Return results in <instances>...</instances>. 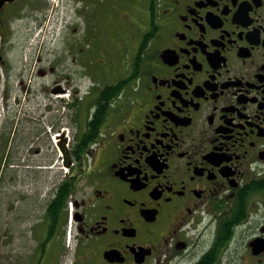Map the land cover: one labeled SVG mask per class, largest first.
<instances>
[{"label": "flooded vegetation", "instance_id": "1", "mask_svg": "<svg viewBox=\"0 0 264 264\" xmlns=\"http://www.w3.org/2000/svg\"><path fill=\"white\" fill-rule=\"evenodd\" d=\"M59 3L85 30L53 21L71 54L146 24L135 79L80 96L83 61L53 50L47 102L21 80L12 104L10 36L44 38ZM0 185L36 216L4 264H264V0H0Z\"/></svg>", "mask_w": 264, "mask_h": 264}, {"label": "rangeland", "instance_id": "2", "mask_svg": "<svg viewBox=\"0 0 264 264\" xmlns=\"http://www.w3.org/2000/svg\"><path fill=\"white\" fill-rule=\"evenodd\" d=\"M55 10L56 12L54 11L46 16L47 20L43 26V30H46V33L44 34V41L42 43V61L39 65L35 64L33 60L35 58L34 56L38 54L40 40L43 39V31L37 28L31 32L29 29H31L33 25L28 24L30 25L28 26L27 23H25L23 26L20 25L22 26L20 29L13 31L12 36H10V38L14 40V49L9 57L13 63V77L10 81V86L14 87L13 93L10 95V98H12L10 102L12 104L15 101L16 94H18L15 88L19 86V81L21 80H23L24 84L31 85L42 100L45 99L42 103L47 102L49 93L47 90L51 78L49 77V73L41 77L37 75L36 72L38 68H43L46 72L48 71V62L52 59L53 50L56 54L63 55L68 59L67 67L70 65L71 71L75 70V68L76 71H81L80 68L74 66L71 62V58L83 61L81 67L90 78H81L78 89L80 96L86 94V87H90L94 84V81L96 83L100 78L105 77V75H107L108 78L114 77L116 74L118 75V73L119 75L116 76L119 78L125 76V71L130 62H132L140 44V38H138V36L147 29L146 24L141 26L134 25L133 33L136 35V39L130 43L131 45H127L124 42L113 45L111 41H108L106 44H101L100 42L88 40L73 44L74 47L71 54V52L66 51V45H64L62 41L57 40L58 38L52 42L49 32L53 29L54 20H61L62 22H68V20H70L71 23H73L72 25L78 26L79 29H72L71 32L69 31V35H71L72 38L78 37L79 34L85 32V30H82V27L79 26L81 24L79 13L73 9H71V11L65 9L64 6H60V3L55 7ZM73 41L71 43H73ZM43 86H46L44 89L45 91L42 89ZM127 89L128 88L125 89V93L129 91ZM64 97L67 98V95ZM69 97L72 98V94H70ZM55 98L57 99L58 97L56 96ZM43 127L45 128V126H42V128ZM53 176L57 179L59 177L58 171H56L54 175H49V177ZM5 188L2 189L0 185V264L17 258L18 254L22 251L21 247L28 246L29 243H31L29 230L32 223L36 221L33 208L17 199V196L13 193L14 188L12 186L7 187V190H5ZM24 206H27V209L21 214L20 207L23 208ZM34 211L37 213V209H34ZM35 231L37 234H41L38 227Z\"/></svg>", "mask_w": 264, "mask_h": 264}, {"label": "trees", "instance_id": "3", "mask_svg": "<svg viewBox=\"0 0 264 264\" xmlns=\"http://www.w3.org/2000/svg\"><path fill=\"white\" fill-rule=\"evenodd\" d=\"M142 49H143V46L140 47L139 52L137 53V55L135 56V59L133 60L134 63L131 68L129 67L128 71L126 72V75L119 78L118 81H116L112 86H110L111 88L110 87L108 88V90H100L99 96H105L108 98L116 96L118 93H121L122 89L128 86V84L131 83L133 79H135L134 72H136V69H137L135 67H136V64L139 62L138 60L141 58ZM60 202H61V199H58L56 203L54 204V206H51L49 213H54L55 215H58V213L60 212V208H58V205Z\"/></svg>", "mask_w": 264, "mask_h": 264}]
</instances>
